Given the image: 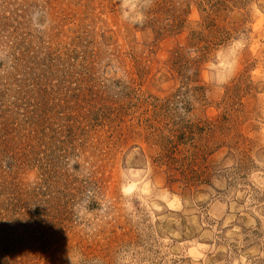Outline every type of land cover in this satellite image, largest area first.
<instances>
[{"label": "rangeland", "instance_id": "1", "mask_svg": "<svg viewBox=\"0 0 264 264\" xmlns=\"http://www.w3.org/2000/svg\"><path fill=\"white\" fill-rule=\"evenodd\" d=\"M0 264H264V0H0Z\"/></svg>", "mask_w": 264, "mask_h": 264}, {"label": "clouds", "instance_id": "2", "mask_svg": "<svg viewBox=\"0 0 264 264\" xmlns=\"http://www.w3.org/2000/svg\"><path fill=\"white\" fill-rule=\"evenodd\" d=\"M237 47H242V44L237 43Z\"/></svg>", "mask_w": 264, "mask_h": 264}]
</instances>
